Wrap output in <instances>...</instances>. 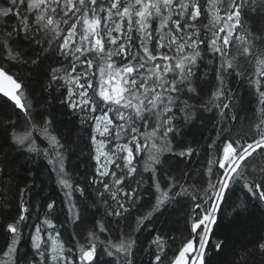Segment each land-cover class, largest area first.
<instances>
[{
    "label": "snow or ice",
    "instance_id": "1",
    "mask_svg": "<svg viewBox=\"0 0 264 264\" xmlns=\"http://www.w3.org/2000/svg\"><path fill=\"white\" fill-rule=\"evenodd\" d=\"M0 264H264V0H0Z\"/></svg>",
    "mask_w": 264,
    "mask_h": 264
},
{
    "label": "trees",
    "instance_id": "2",
    "mask_svg": "<svg viewBox=\"0 0 264 264\" xmlns=\"http://www.w3.org/2000/svg\"><path fill=\"white\" fill-rule=\"evenodd\" d=\"M241 92H243V89H241ZM63 119H68L67 117H63ZM77 163V161L75 160V159H73V161H72V164L73 165H75ZM44 177H45V179H46V177H47V173H45L44 174ZM45 195H48V196H51V197H53V198H55V199H59L60 198V193H59V191L55 188V186L54 185H49L46 189H45V193H44ZM177 219H178V217H177ZM178 227L180 226V225H177Z\"/></svg>",
    "mask_w": 264,
    "mask_h": 264
}]
</instances>
